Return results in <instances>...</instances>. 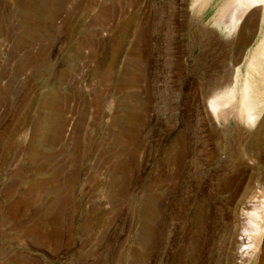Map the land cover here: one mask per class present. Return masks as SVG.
Wrapping results in <instances>:
<instances>
[{"label": "rangeland", "instance_id": "1", "mask_svg": "<svg viewBox=\"0 0 264 264\" xmlns=\"http://www.w3.org/2000/svg\"><path fill=\"white\" fill-rule=\"evenodd\" d=\"M191 2L0 0V264H264V110L210 108L261 9L225 36Z\"/></svg>", "mask_w": 264, "mask_h": 264}, {"label": "bare ground", "instance_id": "2", "mask_svg": "<svg viewBox=\"0 0 264 264\" xmlns=\"http://www.w3.org/2000/svg\"><path fill=\"white\" fill-rule=\"evenodd\" d=\"M191 3L193 7L197 8L199 14L206 11L210 15L213 12L210 16L211 24L225 36L236 32L245 23L247 14L255 13L261 9L262 37L257 48L253 49L250 57L248 56L246 72L243 74L240 67H237L233 83L210 101V108L217 115L218 120L220 117H227L226 112H222V114L219 112L222 106L237 102L235 105L237 119L249 130H252L257 126L264 110V0H192ZM256 128L253 133L255 136L260 134L262 125H258ZM248 204L246 207L244 206V215L242 214L244 220L242 219L241 224H243V231L247 233L243 237H249L248 243L251 244L249 248L255 252L259 249L264 238V195L253 197ZM251 256L250 253L249 257Z\"/></svg>", "mask_w": 264, "mask_h": 264}]
</instances>
